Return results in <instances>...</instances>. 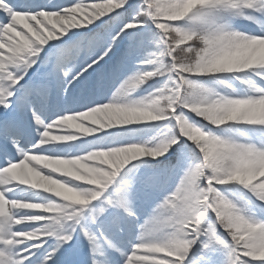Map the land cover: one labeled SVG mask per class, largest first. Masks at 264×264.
Masks as SVG:
<instances>
[{
	"label": "snow or ice",
	"instance_id": "6c2138e0",
	"mask_svg": "<svg viewBox=\"0 0 264 264\" xmlns=\"http://www.w3.org/2000/svg\"><path fill=\"white\" fill-rule=\"evenodd\" d=\"M0 264H264V0H0Z\"/></svg>",
	"mask_w": 264,
	"mask_h": 264
},
{
	"label": "bare ground",
	"instance_id": "6f19581e",
	"mask_svg": "<svg viewBox=\"0 0 264 264\" xmlns=\"http://www.w3.org/2000/svg\"><path fill=\"white\" fill-rule=\"evenodd\" d=\"M53 134H59L56 130H54V133Z\"/></svg>",
	"mask_w": 264,
	"mask_h": 264
},
{
	"label": "rangeland",
	"instance_id": "374dc122",
	"mask_svg": "<svg viewBox=\"0 0 264 264\" xmlns=\"http://www.w3.org/2000/svg\"><path fill=\"white\" fill-rule=\"evenodd\" d=\"M87 2H91V0H87Z\"/></svg>",
	"mask_w": 264,
	"mask_h": 264
}]
</instances>
